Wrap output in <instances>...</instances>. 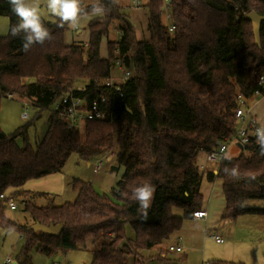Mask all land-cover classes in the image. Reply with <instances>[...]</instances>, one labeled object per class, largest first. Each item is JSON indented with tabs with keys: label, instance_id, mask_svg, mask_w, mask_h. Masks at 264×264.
I'll use <instances>...</instances> for the list:
<instances>
[{
	"label": "trees",
	"instance_id": "1",
	"mask_svg": "<svg viewBox=\"0 0 264 264\" xmlns=\"http://www.w3.org/2000/svg\"><path fill=\"white\" fill-rule=\"evenodd\" d=\"M81 7V14L93 13L94 7L102 10L88 22L86 42L65 44L63 35L69 24L52 16L42 19L51 38L33 42L25 50L26 34L11 33L19 17L9 0H0V15L9 20L7 33L0 36V98L11 93L44 109L66 87L84 85L86 90L75 94L87 99L102 95L107 102L106 117L86 121L82 131L68 127L51 112L45 134L34 147L27 142L28 125L11 134L0 129V194L28 179L61 172L71 153L87 162L113 147L115 163L124 169L110 195L78 178L71 180L75 198L61 204L48 200L37 205L32 199L47 195L43 192L16 189L6 194L15 200L22 197L31 223H61L57 234L34 231L10 219L5 214L7 197L0 199V228L23 237L19 264H29L32 248L51 255L87 247L88 241L89 264H125L129 245L148 250L166 241L183 219L202 206L203 172L197 158L234 132L237 94L250 98L257 88L264 94V88L257 85L264 74V20L256 45L246 18L249 11L264 16V0H148V38L144 40L134 37L130 14L115 0H96ZM163 7L168 9L172 30L161 21ZM112 24L120 35L107 39L103 58L100 42ZM116 57L130 72L118 89L102 83ZM260 148L251 139L237 156L223 157L218 164L216 178L224 197L225 219L264 212L243 207L246 200H264ZM233 168L236 175L231 174ZM206 176L214 178L211 172ZM146 183L155 192L144 208L135 190ZM175 208L181 216L173 213ZM127 227L132 239L127 237Z\"/></svg>",
	"mask_w": 264,
	"mask_h": 264
},
{
	"label": "rangeland",
	"instance_id": "2",
	"mask_svg": "<svg viewBox=\"0 0 264 264\" xmlns=\"http://www.w3.org/2000/svg\"><path fill=\"white\" fill-rule=\"evenodd\" d=\"M95 1L96 0H82L81 6L92 4ZM116 1L126 12L130 14L134 37L137 40H144L148 38L145 29L147 24V12L145 4L148 0H140V5L138 6H133L131 0ZM26 2L31 3L32 0H26ZM39 8L41 12V19L47 20L52 18V16H55L48 11L47 0H39ZM167 14L168 9L166 7H163L161 12V21L165 25H169L170 23ZM93 16V13L81 14L78 19L77 27L73 28L68 25V28L63 35L64 43H71L74 36H77L79 38L78 41L87 40L89 35L87 24L90 19L93 18ZM78 30L80 31L77 32ZM115 38H117L116 26L112 24L109 26L107 37H102V40L100 42L99 54L101 57L107 56L106 39L114 40ZM67 40H69V42ZM118 74L119 71L116 68L112 67L110 69L109 76L111 78L116 79L118 77ZM23 101H26V105L28 108V117L26 119L20 117V112L24 108ZM52 109L53 106L51 104L44 109H38L33 106L32 103L26 98L14 96L12 99H9L7 97L1 96L0 129L6 134H11L18 127L28 125L26 128L27 142L32 147H34L45 134L48 125V118L52 112ZM80 130L82 131V127L80 128ZM16 142L19 146H22L23 144L21 137L18 136L16 137ZM108 149L114 148L110 147ZM239 152V148H237L234 144H230L227 147L226 155H229V157H234L237 156ZM112 165L116 166V169H114L113 171L110 170V167ZM199 170L202 169H200L199 167ZM123 171V166L116 165L115 159H113L111 162H105L98 172H93L91 167L86 164V161L79 159L75 153H71L66 159L65 164L61 170V175L66 182V184L64 185L63 193L60 196L55 197V199L51 200V202H53V204H61L65 201H72L75 198L76 193L71 188V180L74 178L89 182L96 191L100 193L104 192L110 195L111 188L114 187L117 180L120 179ZM213 183V194L211 197L210 206L211 217L210 224L208 226L212 230L217 229L216 232L221 234V236L224 238V242L216 243L212 238L206 237L205 241H202L201 243V238H198V246L200 247V249L205 247L207 254H215L219 251V248L222 247H226L227 250L225 253H222V258L218 257L219 255H217V257L207 258L209 259L208 262L212 263L214 261H224L228 263L242 262L246 264L244 262V258H241L240 256H243V254H245V256H247L245 259L248 260L249 255L256 249H258L259 252L264 256V212H253L251 215L246 213L238 215L234 218L225 219L222 216L225 202L220 189V182L218 179H216ZM8 190L7 192H9ZM21 199L22 197L17 198L16 200L14 199L16 209L11 210L9 208H6L5 214L7 215V217L19 224L29 225L31 223V219L23 210ZM32 200L37 205H44L48 202L46 196H39ZM243 207L264 209V200L249 199L243 203ZM173 213L175 215H179L181 213V210L175 208L173 209ZM126 233L129 239L133 238V232L129 227L126 228ZM22 238L23 237L14 230L6 231L0 228V264H2V259L6 255L10 256L11 259L13 261H16L17 264L22 262V257L19 253L20 247L23 243ZM129 246V253L127 257L133 258L134 256H138V250H134L133 246ZM245 250H247V252ZM28 255L30 257L29 264H52V262L54 261H58L60 264H89L91 260V252L79 248L67 252L59 250L51 255H45L42 252L36 251L34 248H32L29 251ZM197 257L198 256L195 255L194 252L190 255L189 258L194 260L197 259Z\"/></svg>",
	"mask_w": 264,
	"mask_h": 264
},
{
	"label": "crops",
	"instance_id": "3",
	"mask_svg": "<svg viewBox=\"0 0 264 264\" xmlns=\"http://www.w3.org/2000/svg\"><path fill=\"white\" fill-rule=\"evenodd\" d=\"M98 15L99 14H94L93 17H96ZM8 24H9L8 17L5 15H0V36L5 35L7 33ZM79 31L80 30H78L77 32ZM72 40H73L72 42H82V41L86 42L87 41V40L78 41L79 38L77 36H74ZM67 41L69 42V40ZM106 42H107V39H106ZM105 57L106 56H104L103 58ZM248 106H249V112L251 114V117L256 120L257 124H259V126L262 129H264V94L251 96L248 100ZM225 157H229V155L225 154ZM197 164L198 165L202 164L204 167L203 169L205 170L201 178L199 190L203 197L202 206L200 209H203L206 211V217L201 218V219H193L191 217L183 219L179 229L174 231L166 241L148 250H138L137 252L139 255L136 257L134 256L133 258H130V257H127L128 255L127 254L125 256V264H201L202 262H208L209 259L207 258L217 257V255H219L218 257H221V258L223 257L222 253L226 252L227 250L226 247L219 248V251L215 254L210 253V252H209L210 254H207L205 247L200 249V247L198 246L199 245L198 238H201L200 242L202 243V241H205L206 237L212 238L209 236L210 233L218 234L220 236L221 234L216 232L217 229L212 230L208 226L210 224V217H211L210 206H211V197L213 194V191H212L213 184H214L213 182H215V180L217 179L216 178L217 165L213 163H207L205 161L204 154H200L198 156ZM208 172H211L213 174V177H214L213 180H209L207 178L206 175ZM65 184L66 182H65V179L62 177L61 172H56V173L48 174V175L41 176L38 178L28 179L23 183L22 186L18 188L11 187L9 188L8 191L12 192L16 189H22V190L30 191V192H43L47 194V195H44L46 196L47 200H53L55 199V197H58L63 193ZM9 192L6 191V194H8ZM37 197L39 196H35L34 198H37ZM247 214L251 215L252 213H247ZM176 216H181V213ZM263 232H264V229H263ZM178 236L181 237V241L177 240ZM223 242H224V238H223ZM216 243H219V242H216ZM173 244L181 245L182 249L180 251L168 250L167 247ZM89 245L90 243L88 241L87 247L79 248V249H83V250L90 252L89 247H88ZM245 251L247 252V250ZM194 252H195V255H197L199 258L197 257V259L192 260L189 257ZM240 257L244 258L245 260L244 262L246 264L264 263V256L259 252L258 249L254 250L249 255L248 260L245 259L247 257L245 256V254H243V256H240ZM91 258H92V254H91ZM239 263H242V262H239Z\"/></svg>",
	"mask_w": 264,
	"mask_h": 264
},
{
	"label": "built area",
	"instance_id": "4",
	"mask_svg": "<svg viewBox=\"0 0 264 264\" xmlns=\"http://www.w3.org/2000/svg\"><path fill=\"white\" fill-rule=\"evenodd\" d=\"M168 1V0H163ZM133 6L140 5V0H131ZM169 17V15L167 14ZM173 26L169 25V30H172ZM117 38L120 32L116 30ZM116 38V39H117ZM114 53L118 54V47L114 48ZM110 67L116 68L119 71L118 77L116 79L110 76L106 78L102 83L104 85L115 87L118 89V84L126 80L130 72L124 68L119 58H114L111 62ZM257 85L264 88V74H261L257 80ZM86 86H68L64 91L58 96V98L52 103V112L58 116L59 120L66 123L70 128H81L86 121L89 120H102L106 117V98L102 95L100 97H94L92 99L84 98V96L77 95L75 93H82L86 90ZM253 95H262L260 89H255ZM6 97L11 99L13 94L7 93ZM249 98L243 96L242 94H237L236 96V108L234 116L236 119V127L234 132L229 138L223 139L222 142L204 155L205 161L207 163H213L217 165L220 160L225 157L227 147L230 144H234L237 148L242 149L245 144L251 141V139L258 140L259 136L256 134L257 129H262L256 120L251 117L248 106ZM24 109L20 116L23 119L28 117V108L26 102H24ZM241 147V148H240ZM116 157L115 149H107L94 157L91 161L87 162V165L91 167L93 172H98L105 162H111ZM201 171L204 172L203 165H198ZM217 174V172H216ZM6 194L1 193L0 199H5ZM7 208L14 210L16 209L15 201L11 197L6 199ZM206 217V211L203 209L194 210L191 214L193 219H201ZM22 236V235H20ZM216 242H223V238L214 233L209 234ZM178 241H181V237H177ZM168 250L180 251L182 249L181 245L173 244L167 247ZM2 264H17L13 261L10 256L6 255L2 259ZM52 264H60L58 261L52 262ZM201 264H209L208 262H202Z\"/></svg>",
	"mask_w": 264,
	"mask_h": 264
},
{
	"label": "clouds",
	"instance_id": "5",
	"mask_svg": "<svg viewBox=\"0 0 264 264\" xmlns=\"http://www.w3.org/2000/svg\"><path fill=\"white\" fill-rule=\"evenodd\" d=\"M12 10L19 17V23L12 27L13 36L19 35L22 31L26 34L23 47L28 50L33 42L43 43L46 38H51L49 30L44 26L41 19L39 0H32L31 3L26 0H9ZM82 0H47L48 11L59 17L62 23H68L75 28L82 12ZM101 9L93 8V14H100ZM256 134L259 136L257 142L261 145L260 154L264 155V129H257ZM232 175L237 174V169L233 168ZM155 188L151 184H144L135 190V197L139 200L144 208L149 206L153 197Z\"/></svg>",
	"mask_w": 264,
	"mask_h": 264
},
{
	"label": "water",
	"instance_id": "6",
	"mask_svg": "<svg viewBox=\"0 0 264 264\" xmlns=\"http://www.w3.org/2000/svg\"><path fill=\"white\" fill-rule=\"evenodd\" d=\"M246 18L251 22L252 32L254 35V42L256 45H259V28L261 21L264 20V16L256 13L255 11H249L246 13ZM114 169H116V166L112 165L110 167V170L113 171ZM27 228L32 229L34 231H42L43 233L48 234H57L61 228V223L45 225L43 223L35 221L27 225Z\"/></svg>",
	"mask_w": 264,
	"mask_h": 264
}]
</instances>
